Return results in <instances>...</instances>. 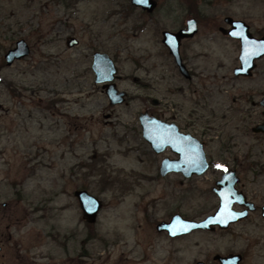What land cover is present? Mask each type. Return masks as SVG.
<instances>
[{"label": "rangeland", "instance_id": "1", "mask_svg": "<svg viewBox=\"0 0 264 264\" xmlns=\"http://www.w3.org/2000/svg\"><path fill=\"white\" fill-rule=\"evenodd\" d=\"M156 1L148 15L130 0H0V264H214L218 254L264 264L260 214L217 234L171 240L156 230L175 213L215 210V174L160 179L159 157L145 156L135 131L149 108L195 123L210 160L236 165L238 187L264 203V134L251 131L263 108L250 109L264 96V58L252 78L235 77L240 44L219 30L232 17L264 37V0ZM189 18L199 23L181 46L191 81L162 43ZM71 38L79 45L69 48ZM20 39L31 55L9 67L5 54ZM96 52L116 63L124 104L95 83ZM77 190L102 201L95 224Z\"/></svg>", "mask_w": 264, "mask_h": 264}, {"label": "water", "instance_id": "2", "mask_svg": "<svg viewBox=\"0 0 264 264\" xmlns=\"http://www.w3.org/2000/svg\"><path fill=\"white\" fill-rule=\"evenodd\" d=\"M135 7L141 8L148 13L154 12L157 3L155 0H146V3H138V0H132ZM225 22L230 25V29H221V31L233 39L239 40L242 44L240 54V66L234 70L236 77L252 76L253 70L256 68V61L264 58V37L256 39L252 36L249 29L250 27L241 20H234L227 18ZM199 31L198 21L191 18L187 21V26L178 32H163V44L169 50L170 55L174 58L181 73L185 77H189L188 70L184 65L181 57V44L183 40L192 39ZM68 47L73 48L78 45V40L72 38L68 41ZM30 55V47L25 40L17 42L14 49L8 51L5 55V60L8 66H11L16 60H21ZM92 70L95 75V83L103 84L104 90L109 98L111 105H122L126 102V93L119 91L115 81L120 77L119 70L110 56L106 53L97 52L93 55ZM264 105V100H263ZM140 121L143 128L144 138L151 144L152 149L156 153H161L165 147L170 146L173 151L180 155V160L165 161L162 167L163 175L165 172L178 171L182 172L186 177L193 174L202 175L207 169L206 157L203 152L202 146L189 136L181 135L177 132L174 125L166 126L161 121H158L148 113L140 115ZM172 128V129H171ZM254 132L264 133V125L258 126ZM228 177L229 179H226ZM240 178L233 170H227L220 181L216 183L213 189L214 193L219 198V209L212 215L207 217L201 222L191 221L184 219L181 215H176L170 222H164L158 225V232H167L171 237L185 236L196 230H210L213 231L215 227H220L222 230L229 228L231 224H235L242 220L247 212H238L233 210L235 203L244 204V195L239 193L236 185L239 183ZM228 194V213L237 216L236 219L227 220L226 216L221 217V210L223 208L224 194ZM75 197L78 200L80 208L83 212V218L89 224L97 222L98 214L100 213L103 203L102 201L90 194L87 190L76 191ZM95 202V207H91V202ZM251 210L254 208L250 204ZM264 216V213H263ZM226 221V222H225ZM185 229H187L185 231ZM176 234L173 235L172 233ZM2 252V245L0 244V253ZM220 264H240L242 257L240 255H231L228 257L217 256ZM203 264V263H198Z\"/></svg>", "mask_w": 264, "mask_h": 264}, {"label": "flooded vegetation", "instance_id": "3", "mask_svg": "<svg viewBox=\"0 0 264 264\" xmlns=\"http://www.w3.org/2000/svg\"><path fill=\"white\" fill-rule=\"evenodd\" d=\"M68 2V5H72V4H74L73 3V0H67ZM75 1V0H74ZM155 2L157 3V6H156V9L154 10V12L158 9V7H159V4H158V1H156L155 0ZM130 3H131V6H133V7H135L133 4H132V0H130ZM188 7H189V9H190V5H188ZM136 8H138V7H136ZM139 9H141V8H139ZM142 10V9H141ZM143 12H145V13H147L148 15H151V14H153L154 12H152V13H148L147 11H144V10H142ZM227 18H232V17H226L225 19H224V21L227 19ZM189 19H191V18H189ZM188 19V20H189ZM195 19V18H194ZM234 19V18H233ZM188 20H186V23H185V27L184 28H181V29H179L178 31H180V30H182V29H185L186 28V26H187V21ZM197 20V19H196ZM234 20H238V19H234ZM241 21H243V20H241ZM249 27H250V29H249V31H250V33L252 34V36L254 37V38H256V39H260V38H262L263 36H261V37H257L253 32H252V30H251V26L246 22V21H244ZM225 24H226V27H220L219 28V30L221 31V29L223 28V29H230V25H228L226 22H225ZM198 25H199V23H198ZM178 31H175V32H178ZM163 32H165V31H163ZM163 32H162V43H163ZM221 33L226 37V38H231L230 36H228V35H226V34H224L222 31H221ZM196 36V35H195ZM72 39V38H71ZM76 39V38H75ZM193 39V38H192ZM231 39H233V38H231ZM21 40H25V39H20V40H18L17 42H19V41H21ZM70 40V39H69ZM186 40H190V39H186ZM234 40H236V39H234ZM26 41V40H25ZM183 41H185V40H183ZM183 41H182V44H183ZM236 41H238L239 42V44H240V48H241V46H242V44H241V42L239 41V40H236ZM17 42L15 43V46H16V44H17ZM27 42V41H26ZM27 44H28V46L30 47V45H29V43L27 42ZM67 44H68V42H67ZM182 44H181V46H182ZM78 45H79V40H78ZM78 45H76V46H78ZM164 45V44H163ZM15 46L12 48V49H14L15 48ZM76 46H74V47H76ZM165 46V45H164ZM73 47V48H74ZM166 47V46H165ZM167 48V47H166ZM12 49H10V50H12ZM9 50V51H10ZM169 51V50H168ZM180 51H181V49H180ZM8 53V52H7ZM6 53V54H7ZM97 53V52H96ZM100 53H102V52H100ZM5 54V55H6ZM170 54V53H169ZM30 55H31V47H30ZM29 55V56H30ZM28 56V57H29ZM28 57H26V58H28ZM172 57V56H171ZM181 57H182V54H181ZM173 58V57H172ZM23 59H25V58H23ZM23 59H21V60H23ZM21 60H16L15 62H19V61H21ZM173 60H174V58H173ZM6 61V60H5ZM182 61H183V63H184V65L186 66V68H187V70H188V73H189V77L187 78V77H185L182 73H181V71H180V69H179V67L177 66V64H176V62H175V60H174V62H175V65H176V67H177V69H178V71H179V73H180V75L184 78V79H186L187 81H191V80H193V78H195V73L193 72V70L192 69H190L189 67H188V65H187V63H186V61H185V59L182 57ZM258 62L260 61V60H257ZM256 61V68L253 70V72H252V76H250V77H245V76H240V77H237V78H252L253 77V75H254V71L258 68V62ZM239 63H240V59H239ZM6 65H7V63H6ZM8 66V65H7ZM11 66H13V64L11 65ZM10 67V66H9ZM237 68V67H236ZM235 68V69H236ZM234 69V70H235ZM93 71V70H92ZM233 73H234V71H233ZM118 75H119V73H118ZM235 76V75H234ZM119 77H120V75H119ZM236 77V76H235ZM117 81V80H116ZM116 81H115V83H116ZM98 85V84H97ZM101 86V88H102V91L104 92V94L106 95V93H105V90H104V85H100ZM116 86H117V84H116ZM117 88H118V86H117ZM119 89V88H118ZM119 91H121L120 89H119ZM121 92H125V91H121ZM126 93V102H127V99H128V93L127 92H125ZM106 97H107V95H106ZM107 99H108V101H109V98L107 97ZM263 100H264V96L260 99V101H259V103H258V101L257 102H252V105L250 106V109H254V108H256V107H258L259 105L263 108V110H262V112H261V115L263 116V118H264V105H263ZM110 103V102H109ZM152 103H154V105H157L158 104V101H156V100H152ZM142 113H148V115L149 116H151L152 118H154V119H156V120H158V121H161L163 124H165L166 126H169V125H174L176 128H177V132L179 133V134H181V135H184V136H189L191 139H194V140H196L201 146H202V149H203V152H204V154H205V157H206V164L208 165V167H207V169L205 170V172L202 174V175H197V174H193L192 176H190V177H186L182 172H178V171H169V172H165V174L163 175V173H162V167H163V164H164V162L165 161H170V163L171 162H173V161H178V160H180V155L179 154H177V153H175L174 151H173V149L170 147V146H167V147H165L164 148V150L161 152V153H156L153 149H152V146H151V144L144 138V135H143V128H142V124H141V121H140V115L142 114ZM137 124H138V126H137V129L135 130V131H137L138 132V135H139V137H140V139H141V142H142V147H144V150H142V151H145V147L147 148V150H148V153H145V156H153V157H159V162L157 161V164H155V166H156V168H157V177H159L160 179H163V180H170V179H174L175 181H179V182H181V183H184V182H189V181H192V180H194V179H198V178H202V177H205L206 175H208V174H212V173H214L215 174V186H216V183L218 182V181H220L221 180V178H222V176H223V174L225 173V171H224V169H227V170H233V171H235L236 172V174H237V176L239 177V175H238V170L235 168L236 167V165H234V164H232L231 162H222V161H214V160H210V158H209V156H208V154H207V149H206V147H207V143H206V140L204 139L205 137H203L202 135H200V134H198V132L197 131H195V123H187V124H183V123H180L178 120H176V119H169V118H167V116L165 115V114H163V113H158V112H155V111H153L151 108H149V109H146V110H144V112H140V113H138V121H137ZM264 125V119H263V121H261L260 123H258V124H256L254 127H252V129H251V131L253 132V134H256V135H258V134H264L263 132H259V133H256V132H254V129L255 128H257L258 126H263ZM134 129V128H133ZM172 129V128H171ZM203 134H205V133H203ZM130 148H132V147H130ZM228 149H230V148H228ZM132 151H140L141 152V150L140 149H135V148H132ZM146 152V151H145ZM156 162V161H155ZM231 163V164H230ZM217 165H220L221 167L220 168H217L216 166ZM232 169H231V168ZM128 178V177H127ZM240 182L241 181H239V183L236 185V189H237V191L239 192V193H242L243 195H244V204H238V203H235L234 205H233V210H235V211H238V212H241V213H243V212H247V215L242 219V220H240L239 222H237V223H235V224H231L230 226H229V228L228 229H226V230H222L220 227H215V229L213 230V231H210V230H196V231H193L192 233H190V234H188V235H185V236H178V237H171L167 232H161L162 234H165V235H167V237L169 238V239H171V240H177V239H180V238H182V237H186V236H190V235H192V234H195V233H208V234H217L218 232H227L229 229H231L232 227H234V226H236L237 224H240V223H245V222H248V221H250L251 219H252V217L254 216V215H258V214H260V216H261V218L263 219V221H264V216H263V213H264V203L263 204H259L258 202H256V201H254L244 190H242V189H240L239 187H238V185H240ZM215 186L212 188V191H213V189L215 188ZM77 191H79V190H77ZM76 193V192H75ZM213 193H214V191H213ZM215 194V193H214ZM216 195V194H215ZM216 197H217V195H216ZM218 198V197H217ZM218 201H219V198H218ZM219 203H220V201L218 202V206H217V208L215 209V210H213L212 212H210V213H208V214H206L203 218H193V219H190V218H187V217H185L183 214H181V213H175V214H173L168 220H165V221H161V222H159L158 224H157V226H156V230H157V227H158V225L159 224H161V223H164V222H170L171 220H172V218L174 217V216H176V215H181L184 219H187V220H191V221H196V222H201V221H203V220H205L207 217H209V216H212V215H214L217 211H218V209H219ZM250 204H252V207L254 208L253 210H251L250 209V207H248ZM82 211V210H81ZM83 213V212H82ZM84 219V218H83ZM85 220V219H84ZM86 221V220H85ZM158 231V230H157ZM231 255H240L241 257H242V261H241V263L240 264H242V262H243V260L244 259H246V254H228V255H225V256H223V255H216V256H214V259H213V261H214V264H220V261L216 258L217 256H222V257H228V256H231ZM198 263H203V264H210L207 260H205V261H201V260H199V261H197L196 263H194V264H198Z\"/></svg>", "mask_w": 264, "mask_h": 264}, {"label": "snow or ice", "instance_id": "4", "mask_svg": "<svg viewBox=\"0 0 264 264\" xmlns=\"http://www.w3.org/2000/svg\"><path fill=\"white\" fill-rule=\"evenodd\" d=\"M138 3H146V0H138ZM216 167L220 168L221 166L217 165ZM224 171L227 172V169H224ZM226 179H229V178L226 177ZM223 199H224V204H223V208L221 210V217H225L226 216L227 220L236 219L237 218L236 215L228 213V194L227 193L224 194ZM91 207H93V208L95 207V202L94 201L91 202ZM186 230L187 229H185V231ZM172 234L175 235L176 233L173 232Z\"/></svg>", "mask_w": 264, "mask_h": 264}]
</instances>
